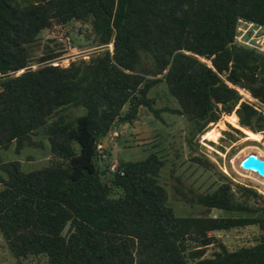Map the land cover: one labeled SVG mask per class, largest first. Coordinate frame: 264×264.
I'll return each mask as SVG.
<instances>
[{
  "label": "trees",
  "instance_id": "obj_1",
  "mask_svg": "<svg viewBox=\"0 0 264 264\" xmlns=\"http://www.w3.org/2000/svg\"><path fill=\"white\" fill-rule=\"evenodd\" d=\"M239 17L264 24V0H0V148L36 143L42 128L53 155L26 171L16 159L0 162V235L12 256L43 255L47 264H264V236L201 256L208 229L264 222V203L234 202L223 182L194 200L238 214L176 215L155 152L119 160L121 173L97 164V144L114 123H130L140 105L158 114L148 95L158 81L177 102L167 109L194 132L235 105L227 82L264 103V54L233 42ZM70 19L90 23L95 44L110 42L111 50L65 66H28L39 30ZM78 106L83 111L70 116ZM234 111L241 126L264 128L249 103Z\"/></svg>",
  "mask_w": 264,
  "mask_h": 264
},
{
  "label": "rangeland",
  "instance_id": "obj_2",
  "mask_svg": "<svg viewBox=\"0 0 264 264\" xmlns=\"http://www.w3.org/2000/svg\"><path fill=\"white\" fill-rule=\"evenodd\" d=\"M89 26L88 22L70 19L64 23L52 22L50 26L40 29L30 44L32 60L28 66L34 68L46 62L65 66L72 59H87L105 47L111 50L110 42L95 44ZM47 52H55L56 55L41 61L34 60ZM199 59L208 64L204 57L199 56ZM227 83L238 93L233 108L229 112L218 110L215 120L206 122L200 130L194 132L190 121L182 114L167 109L177 107V102L167 92L165 84L158 81L148 91V95L154 99L152 106L159 108L158 114L140 105L136 117L130 123H114L98 143L105 157H99L97 164L103 168L110 162L138 159L149 152H155L162 161L157 179L166 191L167 204L176 215L238 214L236 210H218L194 200L195 193L210 191L223 182L228 184L234 202L259 209L260 204L264 203V179L253 171L241 168L239 160L248 152L264 157V128L253 132L241 126L234 108L243 101L264 115V103L252 96L246 87ZM82 111L80 106L71 107L69 115L73 116ZM230 114L235 115L234 121L228 119L227 115ZM251 134H257L258 139H251ZM32 138L36 143L24 145L17 152L13 142L5 148H0V162L16 159L20 169L24 171L49 163L53 155L49 150L44 130L36 129ZM74 146L77 148L75 143ZM108 172L110 173L109 170ZM0 174L4 175L1 171ZM103 174L108 176L106 171ZM117 193L118 190L113 194ZM246 211L249 215L255 213ZM206 232L212 236V240L203 246L201 256H211L219 249L220 244L231 250L240 245L255 243L264 236V222L257 221L225 229H208ZM187 250L186 248L185 252ZM0 264L47 263L43 255L15 258L9 253L0 235Z\"/></svg>",
  "mask_w": 264,
  "mask_h": 264
},
{
  "label": "built area",
  "instance_id": "obj_3",
  "mask_svg": "<svg viewBox=\"0 0 264 264\" xmlns=\"http://www.w3.org/2000/svg\"><path fill=\"white\" fill-rule=\"evenodd\" d=\"M237 22L238 24L235 25L233 34V42L264 53V24L241 17L237 19ZM97 146H99V144H97ZM101 157H105V154L101 153ZM108 170L110 172L118 171L121 173V171L117 169L115 162H110L108 164ZM258 176L264 179L263 176L259 174Z\"/></svg>",
  "mask_w": 264,
  "mask_h": 264
},
{
  "label": "water",
  "instance_id": "obj_4",
  "mask_svg": "<svg viewBox=\"0 0 264 264\" xmlns=\"http://www.w3.org/2000/svg\"><path fill=\"white\" fill-rule=\"evenodd\" d=\"M239 165L252 169L264 177V157H259L255 153L248 152L239 160Z\"/></svg>",
  "mask_w": 264,
  "mask_h": 264
},
{
  "label": "bare ground",
  "instance_id": "obj_5",
  "mask_svg": "<svg viewBox=\"0 0 264 264\" xmlns=\"http://www.w3.org/2000/svg\"><path fill=\"white\" fill-rule=\"evenodd\" d=\"M251 135H252V136H251V139H258V137H259L257 134H251ZM240 167H241V166H240ZM241 168L255 172L254 170L249 169V168H244V167H241ZM255 173H256V172H255Z\"/></svg>",
  "mask_w": 264,
  "mask_h": 264
}]
</instances>
